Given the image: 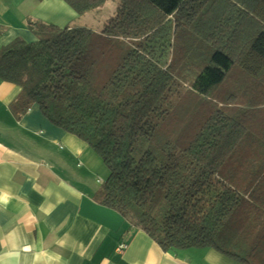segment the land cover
<instances>
[{
    "label": "trees",
    "instance_id": "obj_1",
    "mask_svg": "<svg viewBox=\"0 0 264 264\" xmlns=\"http://www.w3.org/2000/svg\"><path fill=\"white\" fill-rule=\"evenodd\" d=\"M118 3L98 32L29 21L38 40L0 51L12 109L38 105L97 152L95 200L164 251L264 264V0Z\"/></svg>",
    "mask_w": 264,
    "mask_h": 264
},
{
    "label": "crops",
    "instance_id": "obj_2",
    "mask_svg": "<svg viewBox=\"0 0 264 264\" xmlns=\"http://www.w3.org/2000/svg\"><path fill=\"white\" fill-rule=\"evenodd\" d=\"M73 15L62 0H0V51L36 42L31 20L65 27ZM19 93L0 78V264H245L214 248L164 251L100 205L97 155L38 105L18 115Z\"/></svg>",
    "mask_w": 264,
    "mask_h": 264
},
{
    "label": "rangeland",
    "instance_id": "obj_3",
    "mask_svg": "<svg viewBox=\"0 0 264 264\" xmlns=\"http://www.w3.org/2000/svg\"><path fill=\"white\" fill-rule=\"evenodd\" d=\"M118 4H119L118 0H108L105 3V5H103L102 7L91 10L82 15L77 14V12L71 6H69L70 9L73 10L74 12V15L71 16L69 19L70 22L69 24L71 27H75V26L89 27L94 31L98 32L99 30H102V28L107 23L109 18L114 16L116 12V6ZM186 73L188 74V70L186 71ZM93 152L95 153V155H97V158L100 162V168H98L99 172L98 174L94 173L93 177L95 179V183H98V185L101 186L102 183L108 178L110 173L108 167L104 164L102 158L98 155V153L95 152L94 150ZM262 258L264 260V254L262 255Z\"/></svg>",
    "mask_w": 264,
    "mask_h": 264
},
{
    "label": "built area",
    "instance_id": "obj_4",
    "mask_svg": "<svg viewBox=\"0 0 264 264\" xmlns=\"http://www.w3.org/2000/svg\"><path fill=\"white\" fill-rule=\"evenodd\" d=\"M126 248H127V245H126V244H121V245L118 247V251H119V252H122V251H124Z\"/></svg>",
    "mask_w": 264,
    "mask_h": 264
}]
</instances>
